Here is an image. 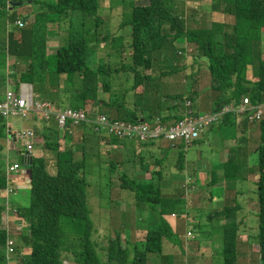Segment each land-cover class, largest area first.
Returning a JSON list of instances; mask_svg holds the SVG:
<instances>
[{
  "label": "trees",
  "instance_id": "trees-1",
  "mask_svg": "<svg viewBox=\"0 0 264 264\" xmlns=\"http://www.w3.org/2000/svg\"><path fill=\"white\" fill-rule=\"evenodd\" d=\"M131 1L143 4L132 8L130 12L132 19L129 20L128 16L126 21L118 24V28L131 27L132 42L127 47L129 51H124L123 56L121 55L122 62L116 70L128 71L133 74L134 79L129 80L130 85L132 83L131 87L129 85L125 88L128 89V93L125 92L126 98L123 96L122 101L115 103L110 99L113 80L100 78L102 69L90 68L89 52L90 47L106 41L111 46L118 38L105 36L97 39L92 45L90 31L85 29V24L81 22L82 25L76 28L72 25L73 21L69 22L68 19L80 15L85 20L89 18L88 15H96L99 9L98 0H55L53 5L47 6L45 12L33 15L30 24L24 21L22 26L17 25L20 18L14 13L17 9L13 6L15 1L0 0V99L8 89L17 91L20 84L26 83L32 86L34 98L38 101L48 102L62 109L82 110L88 118L105 114L114 120L133 124L141 122V119L147 124L175 122L182 119L184 114L171 107L170 111L175 112L174 115L160 116L163 115L159 111L161 103L153 104L149 82L154 81L151 68L154 66V60L158 58L156 53L170 49L168 59L175 58L177 41L183 39L188 44L195 45L196 49L201 51L202 57L207 60L211 90L219 93L210 106L212 112L218 111L224 105L238 102L242 97H248L253 106L261 102L264 98V58H262L264 0H215L212 11H221L227 19L221 23L212 21L211 27L208 28L198 24L190 29L186 28L185 19L179 15L170 0ZM46 13H56L61 24H58L57 33L52 26L46 25L42 31H45V35L42 37L41 34L40 38L36 39L37 16L40 20ZM10 14L11 16L8 17ZM4 19L7 23H15L17 27L22 28L18 31L19 38L14 36L16 30L7 31L8 24H4ZM99 25L100 21L96 16L94 26L97 28ZM60 32L63 34L61 33L59 45L48 52L46 43L51 36H59ZM10 58L28 59L27 69L9 76L7 60ZM127 59L132 60L131 65L123 63ZM249 67L252 69L253 81L246 80L248 78L246 71ZM116 70L110 69L115 72ZM155 75L160 78L169 75V71H161ZM8 78H13L14 84H9ZM147 92L150 96H144ZM189 93L187 97L166 96L159 93L158 97L160 102L163 98H174L179 100V103L187 100L192 104L190 112L195 113L198 93L196 91ZM113 110L116 116L110 114ZM147 111H154L158 118L151 115L145 117L143 114ZM34 117L45 125L48 124L41 114ZM231 120L233 119L229 115L224 119V123ZM232 123L237 127L234 122ZM41 126L43 129L44 125ZM89 126L84 124L79 127L86 133L85 131L91 132ZM6 127L5 119L0 117V151L3 148L1 142L6 138ZM252 127L259 130V143L256 149L248 154L243 150L238 139L236 147L229 152V160L224 163L223 175L216 178L211 185L223 182L224 189L230 196L239 192L251 194L255 189V201L259 209L253 212L257 217V235L254 242L259 249L260 264H264V119ZM74 128L76 127L68 121L64 129L58 127L54 134L58 136L63 132L64 139L69 143ZM46 136L43 134L40 136L44 140L43 149L46 153L44 154L43 149L40 154L34 152L31 164L26 165L25 179L29 183V205L17 209L15 214L16 219L23 225L15 253L16 257L22 258L21 264H63L64 261H72L74 264H149L147 255L161 254L164 239L175 241L170 226L161 216L170 206L165 205L160 191L151 183L142 185L137 182L139 181L136 176L138 163L128 168L129 174H126L123 162L120 161L124 169L122 175L117 176L122 182L121 189L130 190L137 195L135 202L138 207L143 208L139 203L150 205L148 209L152 216L157 213L154 217L159 227L149 228L145 233L144 242L140 245L132 244L117 232L114 237L108 238L106 247L102 249L104 260H101L97 252L98 244L92 239L95 229L87 202L89 186L86 183L84 149L82 158L78 159L76 157L80 150L78 146L66 145L62 148L58 143L61 134L57 139L53 134ZM181 145L185 147L184 144ZM253 154L256 159L251 163L249 159L251 160ZM178 158L179 164L173 168L181 170L182 162L185 161L184 151L178 153ZM245 158H247L246 162L242 164ZM49 160L54 161L56 168L54 175L47 170ZM155 162L160 164L161 160ZM157 172L160 175V171ZM249 173L255 174L254 183H251L249 189L238 191L239 188L234 185L248 180L243 175ZM6 183V171L0 166V192L5 189ZM247 199L238 201L230 199L228 204L233 205L214 211L206 218V222L213 230L221 232L222 264L238 263L236 248L240 223L236 222V216L242 209L241 204ZM174 204L173 200L172 207ZM153 205L159 208V213L158 210L152 211ZM3 212L2 205L0 206V264H7L5 244L9 236L2 226ZM222 220L225 222L222 226H215ZM247 238L250 242L253 239L250 235ZM130 247L132 249H129ZM24 249L29 250L27 254H23Z\"/></svg>",
  "mask_w": 264,
  "mask_h": 264
},
{
  "label": "rangeland",
  "instance_id": "rangeland-1",
  "mask_svg": "<svg viewBox=\"0 0 264 264\" xmlns=\"http://www.w3.org/2000/svg\"><path fill=\"white\" fill-rule=\"evenodd\" d=\"M15 3H28L31 1V3L27 4L29 7H25L21 9L20 12L22 13H30L33 11V15H38L40 12H45L47 10V6L53 5L55 3V0H14ZM171 4L174 6L176 10H178L179 15L185 19L186 28L190 29L198 24L204 25L206 28L209 26L211 27V23L218 22L221 23L227 19V17L221 12H213V5L215 4V0H170ZM99 9L97 11L96 15H88L89 18L85 19L82 18L80 15L74 16L73 19L68 18L69 22H72V25L74 27H80L82 23L85 24V29L89 32L90 31V39L93 41L92 45L97 42V39H102L105 36H116L117 42H113V44L110 46V44L106 41L104 42V47H95V51L99 50L97 55L102 60L99 61V67L102 69V74L99 76L100 78H108V80H113L112 89L110 90V99L112 101L119 102L123 100V96L126 98L125 92L128 89L127 88L130 85V79L133 78V74L125 71H117L120 67V64L122 62L121 55L123 56L124 51H129L128 45L131 44V27H125V28H118V24L122 21H126L128 16L129 20L132 19V14L130 13L132 8L135 6L142 5V2L137 1H131V0H98ZM18 7V6H16ZM17 12V11H16ZM32 13V12H31ZM11 14L8 16L10 17ZM17 16V15H16ZM97 18L100 21V25L96 28L95 25V19ZM18 17V16H17ZM25 16H22L20 18L21 21H24ZM4 24L7 23V21L4 19ZM82 22V23H81ZM8 28L7 31L11 32L12 30H16L14 36L15 38H19L20 33L18 32L19 28L14 23L8 22ZM58 24H61L60 18L56 13H46L42 18L39 20L37 16V22H36V39H39L41 34L42 37L45 35V31L42 32L45 29V26L50 25L53 27V29L56 30V33L58 31ZM63 24V22H62ZM27 27V26H25ZM24 27V28H25ZM94 28V31H93ZM119 29V31L117 30ZM38 30V31H37ZM60 32L59 36H51L50 40H48V45L53 50L54 46L60 43ZM94 33V34H93ZM183 40V39H182ZM218 40V38H216ZM263 40V50H264V32L262 36ZM183 42H185L183 40ZM6 41L3 42L5 45ZM116 43V44H115ZM186 44L181 46L177 43V47L180 49L176 50V59L171 58L168 59L170 56L169 51L170 49L163 50L161 52L156 53V56H158L157 59L154 60L151 70L152 74L154 75V81L152 83L149 82L150 88L153 90L154 93H151L153 96L154 94H169V96H182L185 97L186 95H189V92H197V104L200 106L201 112H209L212 107L211 104L215 100V97L219 95L217 91L213 92L211 90V82H210V74L207 70V60L202 57L201 51L197 50L195 45L193 44ZM100 45V44H99ZM121 47V48H120ZM125 47V48H124ZM122 49V50H121ZM181 51L182 54H178V51ZM262 58H264V51L262 54ZM164 60V61H163ZM167 60V61H166ZM16 62V63H15ZM28 59H14L15 67L13 69H9V76H13L14 73L21 72L28 67ZM124 64H132V60L127 59L123 62ZM183 67V69H182ZM92 68V67H90ZM175 68H177L175 70ZM116 70L115 71H110ZM161 71H169V75L167 76H160V78L157 77L155 74H159ZM110 72H112V75H110ZM247 77L246 80L253 81V74L252 69L249 67V69L246 71ZM161 78H173V80L176 82V85L173 87H170L168 84L162 83L160 81ZM12 82L13 79H10ZM128 80V82H127ZM257 80V77H256ZM195 81L197 83H195ZM14 84V82H13ZM100 91V88H99ZM144 96H150V93L147 92ZM187 97V96H186ZM165 103H167L170 107H175L180 114L185 113V108L183 103H186L187 101H183L179 103V100L177 99H170V98H163ZM154 108H152L153 110ZM148 112V111H147ZM145 112V117H149V114ZM198 112V111H196ZM110 114L112 116H116L115 110L110 111ZM10 121L14 122L18 127H25L27 126V121L23 119H17V118H11ZM239 126L241 125V121H238ZM56 125V124H55ZM246 126V131H248V142H246L244 145L245 148L242 146L243 150L247 152L248 154L253 153V150L256 149L258 143H259V130L258 128H252V125L254 124H248L247 121H242V126ZM89 126V125H88ZM91 128V132L85 131L86 133H82L80 130L81 127H76L74 129L76 130L75 134L70 137V144L71 146H78L79 152L77 153L76 157L78 159H81V154H85V162H86V183L89 186L88 192H87V202L88 206L91 210V218L94 224V233L92 235L93 241H96L98 244V256L101 260L103 259L102 255V249L106 247L108 238L111 239L115 236L117 232L121 233L122 236L126 237L128 240L131 241L132 244L140 245L142 242H144V236L146 231L149 228L156 229L159 227L158 221L154 216H157V213H154L152 216V213L149 211L148 208H150V205H147L144 203H139L143 208H140L137 206L135 199H137V195H134V192H131L130 190H122L121 184L122 182L119 181L117 176H121L124 169L122 166H117L115 161L121 160L123 162V166L125 168L126 174H129L127 171L128 168H132L135 166V163L138 161L139 168L137 170H143L146 169L148 166V163H153L156 161L155 157L150 159L145 164L141 163V160H143L144 157H147V155H143L140 152L139 148L133 147L130 148V144L132 142L127 143V147L124 148V150L117 153L115 157L110 159L106 154L105 150H102L99 148L101 155L97 157H93V141L91 137H96L93 132V127L89 126ZM58 128V127H57ZM209 130V129H208ZM206 132V131H205ZM204 132V133H205ZM242 132V130H240ZM203 133V134H204ZM224 136L225 141L228 142L229 148L223 155V158L227 162L229 160V152L231 149L236 147L237 140L242 137L241 144L243 141L246 140L247 135L242 134L237 139H233L232 141L227 137V129L221 132ZM220 132H217L215 129L211 132L207 133L204 139L197 145H192L187 149V152L184 153L187 157V159L191 160L193 162V167H196V161L198 157H201L200 159L204 161L203 163L206 164L207 168L202 171L203 173L207 174L209 173H216L212 174L213 177L217 178L220 173L217 172L218 167L221 164L220 157L222 156L225 149V141L223 140V136ZM90 134H93L92 136ZM202 134V135H203ZM87 135V137H86ZM201 135V136H202ZM201 138V137H200ZM127 141H134L137 143H142L136 139H130ZM67 139L60 138L59 144H62V148L66 146ZM41 142L37 141V145H40ZM133 149V150H132ZM44 154L46 151L43 149ZM41 151L38 153L40 154ZM96 153V151H95ZM179 152L176 153H170L168 158L165 160L166 163H164V168H169V165L176 166V164H179V158L177 157ZM173 157V161L171 160ZM148 158V157H147ZM246 159L242 162L245 163ZM255 155H251V163L255 162ZM6 156H3L0 160V166L2 169L8 167V162ZM11 161V158H10ZM208 161V162H206ZM209 163V164H208ZM142 164V165H141ZM153 165V164H152ZM150 166V165H149ZM48 170L52 172L54 169V163L48 164ZM143 168V169H142ZM196 169V168H195ZM231 169V167H230ZM173 170L176 172L177 177L180 179V183H176L173 185L175 187L172 190V195L165 196L166 199H170L172 202L175 201L174 206L171 207V210L174 212L175 215L178 217H175V225L176 230H173L175 241L171 242L167 239L163 240L162 244V254H148V262L150 264L157 262L160 260L161 264H166L169 260H185L187 257H191V255L188 253L186 249V242L190 240L192 236H195L196 239L194 240L196 243L202 244V252H206V244L207 239L203 235L205 232V229L203 227H199V225H202L205 223L206 218L214 211L223 209L224 206L233 205L232 203L228 204L230 199L234 200H240L243 198H248L251 202H249L250 206L249 208L251 210H248L246 208L240 210L237 212V223H240V229H239V235L238 239L245 241V236L252 237V241L248 242L249 246L251 248H254L255 252L252 255V261L256 262L260 260V253L257 252V249L255 247V237L257 235V217L256 214L253 215V212L258 211V204L255 201L256 200V191L254 189V192L251 194L245 193L241 194L234 193L232 196L224 189V188H217L215 185H211V182L206 183L204 187L201 189H193L190 187V190L193 192L194 197L197 198L193 203L198 204L201 200H205L206 203L203 204L201 208H189L185 209V205L183 203L184 196H188L187 191L189 188L188 184H185L183 180V174L175 168ZM56 172V168H55ZM189 172V171H188ZM55 174V173H54ZM198 176V175H197ZM243 177L251 180L256 179L255 174L249 173V175H243ZM141 178V177H140ZM205 178H207L206 181H209L211 179L210 175H207ZM139 184L140 182L137 181ZM95 185H91V184ZM18 186L17 184H15ZM91 185V187H90ZM96 185H99L100 188L98 192H96ZM239 188L238 191L241 189H249L251 186V182L248 180L241 181L234 186ZM105 186V187H104ZM169 189V188H168ZM24 190L23 187H19L18 191ZM26 191V190H25ZM219 194L222 195L221 205L214 203L212 200L219 198ZM142 195V194H141ZM149 195V192L147 193ZM212 197V198H211ZM14 199L17 197L14 196ZM211 198V199H210ZM247 199V200H248ZM253 200V201H252ZM19 201L25 205H29L30 198L27 197L26 193H23L19 197ZM138 203V202H137ZM20 205V204H19ZM152 211L158 210L156 205L152 206ZM145 209H148L147 211ZM15 212V211H14ZM159 213V212H158ZM5 219L10 224V220L13 219V211L6 209L4 211ZM3 215V214H2ZM181 215H185V217H182ZM166 220V219H165ZM190 221H197V223L190 222ZM166 222H169L166 220ZM222 224L225 222L222 220L220 221ZM219 223V222H218ZM12 227L15 231L13 238L14 245L12 246V251L7 252L5 249V253L9 255V258L7 259V264H21L22 258L16 257V245L18 244V241L21 237V231L20 229L23 228L22 223L15 222ZM186 230V231H185ZM190 246H194V243L190 241ZM129 249H132L130 247ZM246 249V246L244 247ZM243 248L241 250H244ZM236 250H238L236 248ZM259 250V249H258ZM28 249L23 250V254L28 253ZM221 252H222V246H221ZM241 253V252H240ZM242 254V253H241ZM238 255V263L237 264H246L245 258ZM206 256H209V251L205 253ZM243 255V254H242ZM71 256V255H70ZM13 257V258H12ZM242 257V258H241ZM72 264H74L72 262ZM115 264V263H113Z\"/></svg>",
  "mask_w": 264,
  "mask_h": 264
},
{
  "label": "crops",
  "instance_id": "crops-1",
  "mask_svg": "<svg viewBox=\"0 0 264 264\" xmlns=\"http://www.w3.org/2000/svg\"><path fill=\"white\" fill-rule=\"evenodd\" d=\"M34 1V0H33ZM32 1V2H33ZM31 3V1H30ZM27 4L29 3H24L21 6L16 7L17 9H15L14 13H16V15L21 18L22 16H25L24 21H26L28 24H30L33 21V11H31L30 13H22L20 12L21 9L25 8V7H29ZM17 11V12H16ZM177 43L181 46V44L185 45L186 43L183 42V40H179L177 41ZM97 46H101L104 47V44L101 43L100 45ZM95 46V47H97ZM46 47L48 52L52 51L51 48L48 45V42L46 43ZM95 47H90V52H89V61H90V67H92L93 70L95 69H100L99 67V61H102L97 53L99 50L95 51ZM55 49V46L53 48V50ZM178 49H180L178 47ZM182 50V48L180 49ZM16 63V62H15ZM7 69L9 71V69H13L15 67L14 64V58H10L9 60H7ZM7 71V72H8ZM10 73V72H9ZM13 78H8V83L9 84H13V82L10 80ZM14 80V79H13ZM130 81H132L130 79ZM160 81L162 83L168 84L170 87H173L176 85V82L173 80V78H161ZM132 85V83H131ZM130 85V87H131ZM22 86H28L29 88L32 86H30L29 84H20L18 90H13L16 94H19L21 91V87ZM13 87V86H11ZM129 87V88H130ZM33 90V89H32ZM151 93H154L153 90L151 89ZM164 95V93H163ZM166 96H169V94H165ZM4 99V97H1V101ZM151 100L153 102V104H157V103H161L160 107H159V111H161V113L163 115L160 114V116H167L168 114H172L174 115L175 112L170 111V106L167 105V103H165L164 101L160 102V99L158 97V94H154V96L151 94ZM200 106L197 104L196 107V111L201 112ZM211 111V110H210ZM149 115L158 118V115H156V113L154 111H150L147 112ZM39 113H33L31 115V118L27 119V126L25 127H18L14 122L10 121L9 119L11 118H7L5 119V123L7 125V129L6 130V138L4 139L3 142H1L2 144V150L0 151V160L3 156H6L7 159L9 160L8 163V167L5 168V171H8L9 167L18 165V168L16 169V172L13 173H9L8 174V182H9V187L13 188V193L7 194L4 191L0 192V206H4V211L6 209L8 210H12L13 211V219L15 220H10V224L8 223V221H6L5 219V214L3 212L2 215V226L5 229H8V233L11 237L14 236L15 231L13 230V224L16 222V216L14 214V210H17L19 208H24L27 205L21 203L19 201V197L23 194L26 193L27 197H29V183L27 182V180L25 179L26 173H27V169H26V165H23L24 163H22V157L20 158V154L18 153L19 151L24 150V146L22 145V142L20 140H17V138L15 137L16 133L22 129H32L35 132V141H34V146H33V153L34 152H42L43 149V143L44 140L43 138H41V134H43V136L46 135H51L53 134L54 137L57 139L59 137V135L61 134L60 138H63V132H61L58 136L54 134L56 125L55 122L53 120L48 121V124L45 125V123H43L42 121H40L38 118H35L34 116L38 115ZM145 115V113L143 114ZM30 117V116H29ZM12 118H17L20 119L18 117H12ZM144 120V119H143ZM41 124H43V129H41ZM41 126V127H40ZM247 126V125H246ZM245 128V129H244ZM252 128H256V127H252ZM216 130L217 132H222L225 129H227V137L232 141L233 139H237L240 135L242 134H246L247 138L245 141L242 142L241 144V140L242 137L239 139V142L241 144V146H243L246 142H248L249 138H248V131H246V127L242 126L240 129L237 128L236 126L233 125L232 122H223V123H219L213 127H211L209 130H207L199 140H197L195 143L191 144L192 145H197L199 144L198 141H203V140H208V139H204V137L206 136L207 133L211 132L212 130ZM40 130V131H38ZM76 130L78 129H72V135L75 134ZM80 130L82 131V133H84V131L82 130V128H80ZM240 130H242V132H240ZM94 132V130H93ZM245 132V133H244ZM87 134V133H86ZM96 137H91L92 139V149H93V157H97L100 156V150L99 148H101L102 150H105V154L112 159L113 157H115L117 155V153L119 152V154L121 153L122 150H124L125 147H127V143L132 142V144H130V148L133 147H137L139 148L141 154H145L147 155V157H144L143 160H141V163L145 164L146 162H148L150 159H152L153 157H155L156 160H161L160 164L153 162V163H148V166L146 167V169L143 170H137L139 168V166L137 165L136 167V176L139 178V182L142 185H148V184H153L154 188L158 191H160L163 199L165 200V205L168 204L169 206H171L172 201L170 199H166L165 196L172 195V190L175 188L173 187V185H175V181H177L176 183H180V179L177 177L176 172L173 170V165H169V168H164V163L165 160L168 158V156L170 155V153H176V152H181L184 151V153L187 152V149L190 147H184L181 144L177 145V146H172V144L166 142V141H157V142H150V143H137L134 141H127V140H118L115 139L105 133H102L101 135H99L98 133H95ZM222 134V133H221ZM71 135V136H72ZM91 136L93 134H90ZM223 136V134H222ZM47 137V136H46ZM87 137V135H86ZM130 140V139H129ZM223 140L224 136H223ZM37 141L41 142L40 145H37ZM228 141V140H227ZM225 141L226 145H225V149L222 154V156L220 157V166L217 169V172L220 173V175L217 177L220 178L223 174H222V169L225 163V159L223 158V155L225 154V152L228 150L229 145L228 142ZM66 145H71L70 142L68 143V141L66 142ZM62 146V144H60V147ZM133 150V149H132ZM96 151V153H95ZM178 157V155H177ZM11 158V161H10ZM172 161H173V157H171ZM201 157H198L197 161H196V167H193V162L189 159H187L186 155H185V161L182 162L181 165V170H177V168H175V170L181 172L183 174V180L185 182V184L189 185L188 191L186 194H188V196H184L183 199V203L185 205V209H189V208H201L203 206L204 203H206L205 200H201L198 204H194L193 202L197 199L194 197L193 192L190 190V187L193 189H201L202 187H204L206 185V183H213V181L216 179L215 177L212 176V174H216L214 172L212 173H203L202 171H204L207 166L206 164H204L201 159ZM121 160H117L115 161V163H118V167L121 166L120 164ZM208 162V161H206ZM54 163L53 160H49L48 164ZM138 163V161L136 162ZM141 164V165H142ZM153 164V165H152ZM209 164V163H208ZM150 165V166H149ZM163 165V166H162ZM48 167V166H47ZM196 168V169H195ZM48 170V168H47ZM160 171V175H158V172ZM189 171V172H188ZM48 172L52 175H54L55 173V164H54V169L51 171L48 170ZM198 175V176H197ZM207 175H210L211 179L209 181H206L207 178H205ZM141 177V178H140ZM249 180V179H248ZM252 184L254 183L255 179H251L249 180ZM15 184H17L18 186H16ZM224 183L223 182H218L215 183L213 185H215L217 188H224ZM92 186L95 185L94 183L91 184ZM90 185V186H91ZM212 185V186H213ZM19 187H23L24 190L22 191H18ZM105 187V186H104ZM100 186L96 185V192H98ZM169 188V189H168ZM26 190V191H25ZM16 196L17 198L14 199L13 197ZM212 198V197H211ZM210 198V199H211ZM221 200H222V195L219 194V198L217 199V201H215V199H213L212 201L216 204L221 205ZM253 201V200H252ZM249 202H251L249 199L244 201L243 204H241V208L244 209H248L251 210L249 208L250 204ZM20 204V205H19ZM228 206V205H226ZM225 207V206H224ZM223 207V208H224ZM169 209H165V211H170L169 215H164V218L169 221V224L171 225L173 230H176V225H175V217H172L171 215L174 214V212L171 210V207H168ZM241 209V210H242ZM164 212V211H163ZM182 217H184V215H181ZM237 219V216H236ZM194 223H196V221H192ZM215 226H222V223L219 222L217 224H215ZM205 232H204V236L207 239V244H206V252L209 251V256H206L205 253L202 252V244L196 243L195 241H192L194 243V246H190L189 243L191 240H189L188 242H186V249L188 251V253L191 255V257H187L185 258V260H174L171 259L169 260L166 264H222V252H221V232L219 230H213L212 226L207 224L206 227H204ZM186 231V230H185ZM207 231H209V234L207 233ZM196 239V237H195ZM249 239L247 238V236H245V241L242 240H238L237 243V254L244 257L246 260V264H260V260L253 262L252 261V255L255 252L254 248H251L248 244ZM246 246V249H244V247ZM256 249H257V245H255ZM244 250H241V249ZM241 252V253H240ZM257 252H259V250L257 249ZM241 257V258H242ZM63 264H72V261H64ZM152 264H161L160 260L157 262H154Z\"/></svg>",
  "mask_w": 264,
  "mask_h": 264
},
{
  "label": "built area",
  "instance_id": "built-area-1",
  "mask_svg": "<svg viewBox=\"0 0 264 264\" xmlns=\"http://www.w3.org/2000/svg\"><path fill=\"white\" fill-rule=\"evenodd\" d=\"M18 25L22 26L20 22ZM191 103L186 102V116L175 122L147 124L144 122L126 123L111 119L103 114L88 118L81 110L60 109L54 104L34 100L28 86H22L19 94L8 90L4 101L0 102V115L28 119L32 112L41 113L46 121L54 118L59 128H65L70 121L73 127L90 124L96 133L106 132L117 139H136L140 142L166 141L172 146L182 143L189 146L198 140L201 135L212 125L221 121L228 114H233L236 121L248 120L258 122L264 117V99L253 106L248 97H243L239 102L222 107L217 112L192 115L189 111ZM18 140L29 152L32 151L35 134L31 129H23L16 133ZM18 165L9 168L8 172H16ZM6 192L12 193L11 187ZM13 242L7 241V252L12 251ZM8 255V254H7ZM9 256V255H8ZM7 256V257H8Z\"/></svg>",
  "mask_w": 264,
  "mask_h": 264
},
{
  "label": "clouds",
  "instance_id": "clouds-1",
  "mask_svg": "<svg viewBox=\"0 0 264 264\" xmlns=\"http://www.w3.org/2000/svg\"><path fill=\"white\" fill-rule=\"evenodd\" d=\"M18 22H20L21 24H23L24 23V21H21V20H19V21H17V25H18ZM20 26V25H19ZM178 54H182L181 53V51L179 50L178 51ZM31 86V85H30ZM8 90H10V91H13L12 89H8ZM7 90V91H8ZM30 90H31V92H32V96H33V99L34 100H37L36 98H34V95H33V90H32V88L30 87ZM6 91V92H7ZM14 92V91H13ZM15 93V92H14ZM3 97H5V95L3 96ZM243 98V97H242ZM264 99V98H263ZM263 99L261 100V102L263 101ZM4 101V99L1 101L0 100V102H3ZM185 101H187V100H185ZM41 102V101H40ZM187 102H189V101H187ZM239 102V101H238ZM260 102V103H261ZM232 103H234V102H232ZM232 103H230V104H232ZM259 103V104H260ZM230 104H227V105H230ZM183 105H184V108H185V113H184V117L187 115L186 114V111H187V108H186V106H185V103H183ZM227 105H224V106H227ZM192 106V104L190 105V107ZM223 106V107H224ZM256 106V105H255ZM190 107H189V111H190ZM58 108V107H57ZM60 109H62V108H60ZM220 110V109H219ZM82 111V110H81ZM209 112H212V111H209ZM209 112H204V113H209ZM217 112V111H216ZM33 113H38V112H32L31 113V115L33 114ZM190 113H192V112H190ZM204 113H199V112H195V113H192V114H194V115H197V114H204ZM39 114H41V113H39ZM31 115H30V117H29V119L31 118ZM42 115V114H41ZM103 115H105V114H103ZM229 115H231V119H233V120H231V121H229V122H234L236 125H237V128H241L242 127V121H244V120H242L241 121V125L239 126V124L237 123V121H236V118H235V116L233 115V114H228V115H226L224 118H222V120L221 121H219V122H217L216 124H214V125H212L211 127H213V126H215V125H217V124H221V123H223L224 122V119L226 118V117H228ZM107 116V115H106ZM0 117H3L4 119H7V118H12V116H2V115H0ZM107 117H109V116H107ZM109 118H111V117H109ZM21 119V118H20ZM111 119H113V118H111ZM264 119V117L260 120V121H258V122H250V121H248L247 119L245 120V121H247L248 122V124L250 123H252V124H254V125H258L262 120ZM23 120H27V119H23ZM51 120H53L54 122H55V120H54V118H51L50 120H48V121H51ZM118 121H120V120H118ZM55 124H56V126H57V123L55 122ZM82 125H84V124H82ZM89 125V124H88ZM58 127V126H57ZM77 127H79V126H77ZM92 127V126H91ZM210 127V128H211ZM210 128H208V129H210ZM7 129V128H6ZM207 129V130H208ZM23 130V129H22ZM32 130V129H31ZM207 130H205V131H207ZM95 132V131H94ZM96 133V132H95ZM102 133H105V134H107V135H109L108 133H106V132H101V133H99V135H101ZM34 134H35V132H34ZM109 136H111V135H109ZM15 137H16V135H15ZM36 137V136H35ZM112 137V136H111ZM17 138V137H16ZM114 138V137H113ZM115 139H117V138H115ZM200 139V138H199ZM198 139V140H199ZM18 140V139H17ZM118 140H129V139H118ZM34 141H35V138H34ZM197 141V140H196ZM195 141V142H196ZM157 142V141H156ZM143 143H148V142H143ZM180 143H178V145H179ZM193 144V143H192ZM33 146H34V144H33ZM177 146V145H176ZM190 146V145H189ZM189 146H185V147H189ZM24 150L25 151H28V150H26L25 149V147H24ZM29 152V151H28ZM19 154H20V156L22 157V160H23V162H26L27 160H28V156H32V154H33V147H32V151L31 152H29V155H21V151H19L18 152ZM10 168V167H9ZM9 168H8V170H9ZM8 174H9V172L7 171L6 172V175H7V183H6V187H5V189L4 190H2V191H4V192H6V190H7V188H9V182H8ZM13 189V188H12ZM14 191V190H13ZM7 194H10V193H8V192H6ZM13 193V192H12ZM15 212H14V214H16V210H14ZM158 212H159V208H158ZM170 211H167V212H164V214H162L161 216L163 217V219L165 220V218H164V215H169L170 213H169ZM172 217H175V216H177V215H175V214H172L171 215ZM184 217H185V215H184ZM166 221V220H165ZM16 222H19L17 219H16ZM191 223H192V221H190ZM169 226H170V228H171V230H172V232H173V229H172V227H171V225L169 224V222H166ZM196 223H197V221H196ZM208 223L205 221V223L204 224H202V225H199V227H206V225H207ZM210 225V224H209ZM6 231H7V234H8V236H9V238H8V240H11L12 242H13V245H14V241H13V238L9 235V233H8V229H5ZM207 233L209 234V231H207ZM174 234V233H173ZM204 234V233H203ZM7 240V241H8ZM165 240V239H164ZM190 240L191 241H194L195 240V236H192L191 238H190ZM239 240V239H238ZM163 243V242H162ZM6 244H7V242H6ZM6 244H5V249H6ZM161 254H162V252H161ZM161 254H158V255H161ZM5 256H6V261H7V259L9 258V256L7 255V253H5ZM8 256V257H7ZM13 258V257H12ZM222 262H223V260H222ZM150 264V263H149Z\"/></svg>",
  "mask_w": 264,
  "mask_h": 264
},
{
  "label": "water",
  "instance_id": "water-1",
  "mask_svg": "<svg viewBox=\"0 0 264 264\" xmlns=\"http://www.w3.org/2000/svg\"><path fill=\"white\" fill-rule=\"evenodd\" d=\"M28 3H30V2H28ZM23 4L24 3H14L13 6L16 7V6H21ZM140 121L143 122V119H141ZM21 155H29V152L28 151H25V150H22L21 151ZM20 158H21V156H20ZM31 162H32V156L31 155L28 156V160L26 162H23V160H22V163H24L23 165H30Z\"/></svg>",
  "mask_w": 264,
  "mask_h": 264
}]
</instances>
